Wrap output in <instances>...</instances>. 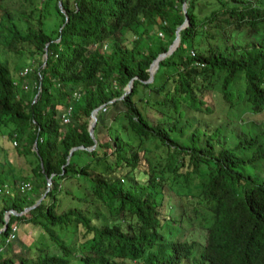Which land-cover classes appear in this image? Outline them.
<instances>
[{
    "label": "trees",
    "instance_id": "1",
    "mask_svg": "<svg viewBox=\"0 0 264 264\" xmlns=\"http://www.w3.org/2000/svg\"><path fill=\"white\" fill-rule=\"evenodd\" d=\"M20 1L0 48L31 68L22 88L0 54V135L34 165L22 193L0 172V222L44 196L0 231L38 234L17 264H264V0Z\"/></svg>",
    "mask_w": 264,
    "mask_h": 264
},
{
    "label": "rangeland",
    "instance_id": "2",
    "mask_svg": "<svg viewBox=\"0 0 264 264\" xmlns=\"http://www.w3.org/2000/svg\"><path fill=\"white\" fill-rule=\"evenodd\" d=\"M36 1H40V0H36ZM2 6H6L8 9L12 10V11H18V10H22L23 6L21 4L20 0H0V7ZM206 7H204L202 9V11H206ZM51 16H49L48 18H50ZM51 19H53V16L51 17ZM0 54L3 57L6 66L8 68L9 71V75L14 78L15 80H17L18 82H20V85L22 88H25L28 83L26 82L27 78L26 75L24 74L23 68L26 66L28 69H30L31 65H30V57L28 56L27 53L23 54L21 57L18 54L15 53H11V52H6L4 51L2 48H0ZM34 58L36 59V56H34ZM29 66V67H28ZM29 71V70H28ZM27 71V72H28ZM214 104V102L212 103V105ZM244 112L243 113H238L236 114L235 117H232L231 120H238L239 116H244V120L239 119V121H241V126L244 125H253V127L256 130L261 129V119L263 118V116H261L260 114L256 115H247ZM64 120L66 121V118H64ZM231 125V124H228ZM235 126V125H234ZM240 126V128H241ZM235 129H237V127H234ZM3 130L5 129H0V133L3 132ZM2 131V132H1ZM1 145L2 148H5L3 150H6L5 155L3 150H1ZM16 145H13V143H9L7 142L4 137H1L0 135V172L4 175V184L8 185L9 187H11L10 189L14 188L17 186L18 183H20L21 181H26L27 179H23L25 176L29 175L28 177H30V173H31V167L34 165V159H33V155L28 154V155H21L16 153ZM18 147V146H17ZM159 151H155L154 149L150 152L146 153V157L150 160L151 162L156 161L157 159V153ZM160 153V152H159ZM257 175L259 176H263L264 175V167L261 168V171L258 170L257 171ZM63 184V188L68 187L71 189V187H73V183H69V182H65L62 181ZM30 186V183H29ZM9 190L10 193L13 192V190ZM16 190V189H15ZM18 190V189H17ZM20 190H18V193H22L19 192ZM44 194V193H43ZM42 195H40L41 197ZM39 197V198H40ZM38 198V199H39ZM37 199V200H38ZM36 202V201H35ZM66 203L67 200H63L60 204V207L57 208V210L59 209H63L66 208ZM2 201L0 199V209L2 206ZM74 204V203H72ZM10 214V210L8 211H4L3 212V219L8 216L9 217ZM3 224L0 222V231L3 228ZM21 225H18V228H20ZM14 237H10V239H13ZM38 239V234L35 233H27V236L23 237V241L20 242L18 239H13L11 242H9V246L5 245L6 243V239H4L3 245H5L4 247L1 246V241H2V236L0 235V249L5 250L6 246H8V251H7V255L11 256L14 261L16 262V264L18 263V257L19 256H27V257H31L34 255V253L36 252L34 249H28L25 242H27L28 240H35ZM8 244V243H7ZM1 257V256H0Z\"/></svg>",
    "mask_w": 264,
    "mask_h": 264
},
{
    "label": "water",
    "instance_id": "3",
    "mask_svg": "<svg viewBox=\"0 0 264 264\" xmlns=\"http://www.w3.org/2000/svg\"><path fill=\"white\" fill-rule=\"evenodd\" d=\"M58 7L60 8V11L63 12V10H62L61 7H60V3H59V2H58ZM182 11L185 12V2L182 3ZM65 20H66V16H65ZM186 24H187V18H186V16H185L183 22H182L180 25H178V26L176 27V29H175V33H174V39H173V41L171 42V44L168 46L167 50H166L165 52H162V53L158 54V55L152 60L151 64L149 65V68H148V71H149V77H148V79H147L146 81H151V80H152V78H153V73H154V71H155L156 68H157L158 61H159L161 58H163V57L167 56L168 54H170V53L173 51V49L176 47V45L178 44V40H179V33H178V32H179L180 29H182L184 26H186ZM45 46H46V45H45ZM44 49H46V47H44ZM45 58H46V53L44 52V53H43V59H42V64H41V65L44 64V62H45ZM130 87H131V80L127 83V85H126V87H125L126 89H125V91L123 92V94H122L120 97H122L124 94H126V93L130 90ZM101 106H102V105H100V106L94 108V109L90 112V114H89L90 121H89V124H88V132H89V135H90L92 138H93V125H94V123H95V121H96V112L101 108ZM94 146H95V142H94V144H93L91 147H89L88 149H92V148H94ZM75 148H81V146L73 147V148L70 149V151H69V153H68V155H67V158H66V162L68 161V159H69V157H70V155H71V152H72ZM50 177H51V176H49V177L47 178L46 190L49 189V186H50V183H51V181H50ZM43 196H44V194H42V196H41L38 200H36L35 203H33L32 205H30V206L24 208V209H23L21 212H19V213H16L14 210H10V214H21V213L27 211L28 209L34 207V206H35V205H36V204H37V203L43 198ZM7 220H8V216H6V217L3 219V225H4V226H3L2 230L5 228L6 223H7Z\"/></svg>",
    "mask_w": 264,
    "mask_h": 264
},
{
    "label": "built area",
    "instance_id": "4",
    "mask_svg": "<svg viewBox=\"0 0 264 264\" xmlns=\"http://www.w3.org/2000/svg\"><path fill=\"white\" fill-rule=\"evenodd\" d=\"M28 69L27 68H23V71H24V74L26 73V71H27ZM29 183H27V182H20V183H18L17 184V186H16V189H18V190H20L19 192H23V191H25V190H27V189H29ZM4 190L0 187V193L1 192H3ZM7 191V190H6ZM13 236V233L12 232H10L9 234H8V236L5 238L6 240H9L10 239V237H12ZM7 242V241H6Z\"/></svg>",
    "mask_w": 264,
    "mask_h": 264
}]
</instances>
